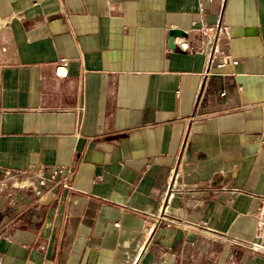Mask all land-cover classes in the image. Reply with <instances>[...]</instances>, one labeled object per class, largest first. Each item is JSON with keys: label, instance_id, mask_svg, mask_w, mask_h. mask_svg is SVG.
Instances as JSON below:
<instances>
[{"label": "crops", "instance_id": "obj_1", "mask_svg": "<svg viewBox=\"0 0 264 264\" xmlns=\"http://www.w3.org/2000/svg\"><path fill=\"white\" fill-rule=\"evenodd\" d=\"M0 264H264V0H0Z\"/></svg>", "mask_w": 264, "mask_h": 264}, {"label": "built area", "instance_id": "obj_2", "mask_svg": "<svg viewBox=\"0 0 264 264\" xmlns=\"http://www.w3.org/2000/svg\"><path fill=\"white\" fill-rule=\"evenodd\" d=\"M206 33L208 34V40L202 44L201 51L208 55V64L209 68L214 64L216 56L221 55L220 42L221 35L219 34L218 29L215 26H209L206 29ZM180 47L183 50L189 49V45L185 41H180ZM237 61L231 60L228 56H222L220 61L217 63L219 68L228 66V65H236ZM58 72L60 75L65 74V65H61L58 67ZM178 176L175 175L169 184L166 193H165V202H169L170 199L176 195L180 190L177 185ZM156 224L165 223L166 226H171L174 221H169L166 217V211H161L157 217H155Z\"/></svg>", "mask_w": 264, "mask_h": 264}, {"label": "water", "instance_id": "obj_3", "mask_svg": "<svg viewBox=\"0 0 264 264\" xmlns=\"http://www.w3.org/2000/svg\"><path fill=\"white\" fill-rule=\"evenodd\" d=\"M173 41V40H172Z\"/></svg>", "mask_w": 264, "mask_h": 264}]
</instances>
